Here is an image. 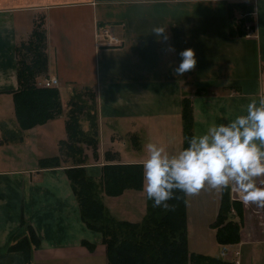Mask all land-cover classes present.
I'll list each match as a JSON object with an SVG mask.
<instances>
[{"label":"crops","instance_id":"obj_1","mask_svg":"<svg viewBox=\"0 0 264 264\" xmlns=\"http://www.w3.org/2000/svg\"><path fill=\"white\" fill-rule=\"evenodd\" d=\"M240 2L252 6L253 19L248 32L231 35L229 4ZM40 21L47 68L39 81L57 78L62 112L20 132L12 97L18 87L15 46ZM104 27L121 44L107 45ZM155 27H166L169 40L158 42ZM185 48L194 50L196 64L177 75L178 53ZM83 89L95 99L97 157L84 150V167L94 179L106 163L141 165L148 141L175 151L183 142V97L192 105V134L264 99V0H0V264H107L101 234L81 219L65 172L71 159L59 150L68 100ZM79 123L88 131L85 117ZM106 150L114 158L106 160ZM53 156H59L58 165L39 166L40 159ZM261 181L258 186H264ZM228 190L229 218L240 224L238 241H217L214 221L222 194L205 188L185 196L188 250L264 264V208L245 205ZM101 200L117 219L135 222L146 212L142 187L102 193ZM28 226L39 243L26 262L20 250L8 247L28 236Z\"/></svg>","mask_w":264,"mask_h":264},{"label":"trees","instance_id":"obj_2","mask_svg":"<svg viewBox=\"0 0 264 264\" xmlns=\"http://www.w3.org/2000/svg\"><path fill=\"white\" fill-rule=\"evenodd\" d=\"M238 7L243 17L238 19L233 11ZM253 8L245 2L229 4V33L244 34L242 23L252 21ZM46 36L42 22H37L29 37L15 46L17 54L16 78L18 87L12 91L14 116L18 127L26 130L61 114L62 104L55 87L37 85V81L47 68ZM21 87V96H20ZM82 94L87 96L82 97ZM65 120L66 138L60 140L61 155L71 159V166L65 169L73 194L77 200L80 216L85 225L101 234L106 248L107 264H236L232 259L213 257L189 252L187 247L185 195L177 192L163 209L153 207L147 200L146 212L138 221H128L113 217L101 200V194L117 195L126 188L142 187V168L140 164L106 163L102 165L98 181L87 174L84 167L87 160L85 147L91 150L93 159L97 157V125L92 108L94 94L90 89L73 91L68 100ZM187 97L181 99L182 136L192 134V108ZM88 121V131L81 129L79 119ZM4 130L3 139H8ZM8 135V134H7ZM21 137V133L18 134ZM113 152L106 150L105 159L114 158ZM59 156L42 158L40 167L55 166ZM218 215L214 221L219 243L236 242L239 238V222L231 220L229 213L231 199L229 190L221 191ZM239 205V204H238ZM28 236L19 237L9 249L20 250L25 261H29L30 248L39 240L29 226ZM88 248L92 244L84 242Z\"/></svg>","mask_w":264,"mask_h":264},{"label":"clouds","instance_id":"obj_3","mask_svg":"<svg viewBox=\"0 0 264 264\" xmlns=\"http://www.w3.org/2000/svg\"><path fill=\"white\" fill-rule=\"evenodd\" d=\"M158 42H166V27H155ZM169 51H174L171 45ZM177 75L193 69L195 52L185 48L178 53ZM175 151L164 144L148 141L141 162L142 191L153 207L168 209L177 192L185 196L202 189H231L243 204L264 208V99L252 100L244 114L226 123L209 124L200 134L185 137ZM264 184V181H261Z\"/></svg>","mask_w":264,"mask_h":264},{"label":"built area","instance_id":"obj_4","mask_svg":"<svg viewBox=\"0 0 264 264\" xmlns=\"http://www.w3.org/2000/svg\"><path fill=\"white\" fill-rule=\"evenodd\" d=\"M249 26L245 27V31L248 32ZM102 33L107 37V45H114V44H121V40H119L116 36L112 34V31L109 29V27H104L102 29ZM38 85H42L45 87H55L58 85V80L55 77H50L47 79H43V81H38ZM237 264V262H235Z\"/></svg>","mask_w":264,"mask_h":264},{"label":"rangeland","instance_id":"obj_5","mask_svg":"<svg viewBox=\"0 0 264 264\" xmlns=\"http://www.w3.org/2000/svg\"><path fill=\"white\" fill-rule=\"evenodd\" d=\"M233 13H234V15H235V17L236 18H238V19H241L242 17H243V11H242V9H240V8H238V7H236L235 8V10L233 11ZM241 17V18H240ZM250 22L251 21H249V20H246L245 22H243L242 23V28H244V30H245V26L246 25H248V24H250ZM85 99L87 100L88 99V97L87 96H85ZM122 144V143H121ZM191 240V239H190ZM214 256H218V255H214ZM98 259V258H97ZM227 259H232V258H227ZM101 261V260H100ZM232 261H234V262H237V261H235L234 259H232Z\"/></svg>","mask_w":264,"mask_h":264}]
</instances>
